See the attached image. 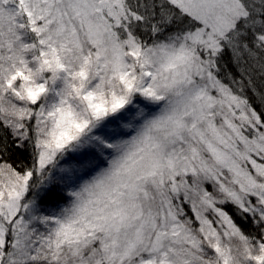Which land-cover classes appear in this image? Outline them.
Segmentation results:
<instances>
[{
    "label": "snow or ice",
    "instance_id": "obj_1",
    "mask_svg": "<svg viewBox=\"0 0 264 264\" xmlns=\"http://www.w3.org/2000/svg\"><path fill=\"white\" fill-rule=\"evenodd\" d=\"M0 264H264V0H0Z\"/></svg>",
    "mask_w": 264,
    "mask_h": 264
},
{
    "label": "trees",
    "instance_id": "obj_2",
    "mask_svg": "<svg viewBox=\"0 0 264 264\" xmlns=\"http://www.w3.org/2000/svg\"><path fill=\"white\" fill-rule=\"evenodd\" d=\"M13 160H15V157H13ZM247 230V229H246Z\"/></svg>",
    "mask_w": 264,
    "mask_h": 264
}]
</instances>
